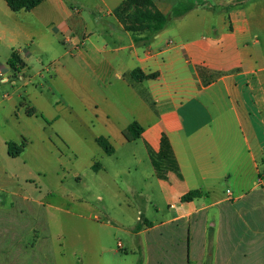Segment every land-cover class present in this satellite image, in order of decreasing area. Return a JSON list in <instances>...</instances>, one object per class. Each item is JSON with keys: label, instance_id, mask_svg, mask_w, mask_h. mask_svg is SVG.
<instances>
[{"label": "crops", "instance_id": "crops-1", "mask_svg": "<svg viewBox=\"0 0 264 264\" xmlns=\"http://www.w3.org/2000/svg\"><path fill=\"white\" fill-rule=\"evenodd\" d=\"M151 1L169 23L148 42L136 43L112 14L117 25L109 40L98 42L86 35L69 40L78 46V64L93 68L103 82L94 56L105 55L100 68L113 71L118 83L106 86L116 99L101 100L96 87L84 82L89 74L82 70L81 82L70 88L74 102L94 110L103 126L95 140L104 137L114 147L112 155H105L118 157L119 166L112 169L97 161L89 165L100 181V186L93 184L90 199L115 201L137 212L142 228L135 231L144 235L146 246L141 239L124 241L121 234L130 232L123 223L102 214L62 182L51 192L60 195L59 202L48 203L41 176L31 180L15 173L13 163L23 153L10 156L8 143H25L26 148L27 141H45L47 126L53 127L59 117L45 115L43 91L6 88L0 94V264H72L62 245L66 235L57 225L53 228L57 220L51 222L48 209L76 219L72 236L86 238L88 264H121L141 252L147 264H154V257L160 258L156 264L164 262L163 246L151 239L162 226L170 227L169 264H264V0ZM182 5L192 8L173 16ZM44 7L57 14L61 33L79 26L64 0H45L20 12L0 0V45L11 50L8 59L0 61V73L9 69L13 52L24 70L28 68V59L14 47L23 35L33 37L24 30V13L37 18ZM208 11H219L220 20L204 21ZM137 69L156 76L138 80L131 75ZM62 96L58 103L49 100V106H61ZM133 122L143 130L129 142L123 132ZM164 137L174 155L173 160H161L165 179L152 163V157L160 159ZM120 148L131 149L121 158ZM74 177L81 180L77 171ZM194 191L201 194L183 200ZM136 202L152 204L154 218L144 217L147 205ZM160 203L167 205V214ZM83 223L87 228H80Z\"/></svg>", "mask_w": 264, "mask_h": 264}, {"label": "rangeland", "instance_id": "rangeland-1", "mask_svg": "<svg viewBox=\"0 0 264 264\" xmlns=\"http://www.w3.org/2000/svg\"><path fill=\"white\" fill-rule=\"evenodd\" d=\"M64 1L74 11V18L79 20V26L72 27V32L61 33L56 26L57 14L46 9L47 7L39 11L41 14L37 15V18L31 13H24L26 18L23 20L24 30L29 35L32 34L33 37L27 38L23 35L18 39V44L14 47V50L20 51L24 58L28 59V68L25 70L23 68L21 72L16 74L10 68L6 72H1L11 80H15V83L13 85L12 83L5 84L0 82V94L6 88H29L34 94L36 91H43L46 97L44 105L48 106L49 110V112L45 110V115L59 117L57 124L53 127L47 126L48 137L45 141H27L23 154L13 163L14 171L18 175H26L31 180L35 179L36 176H41L48 193V203L59 202L60 195L51 192L62 182L64 188L94 204L102 214L110 213L116 220L123 223L126 231L130 232L129 234H121V238L124 241L136 240L138 242L141 239L142 246H146L144 235L137 236V232L142 228V224L137 221V212H133L127 205L120 208L115 201L107 200L101 203L95 199H90L92 198L91 188L93 184L100 186V181H98L97 175L89 170V165L93 161H97L101 165L112 169L115 166H119L116 160L118 157H108L96 143L95 135L96 133H101L103 126L96 122L94 110L84 108V106L74 102L70 88L80 79L78 72L82 70L89 74L88 82L87 79L84 82L96 87V92L101 100L104 97L115 100V91L111 90L109 92L106 86L109 81L111 82L110 86H117L118 83L114 78L115 73L113 71L109 74V69H106L107 67L100 68L103 56L105 55L99 54L94 56L96 63H98L96 71L104 77L103 82L93 72V68L88 67L84 62L78 64V59H75L78 48L75 49V46L69 40L74 37L81 38L84 35L91 40H99L98 42H101L100 40L102 39L109 40L110 34L113 32L112 29H115L114 27L117 25L116 19L122 24L125 31L127 27L139 29V26L133 21L136 14L140 11L153 9L146 4L145 0H131L121 10L117 11V7L112 12L110 11L122 0ZM220 15L219 11H208L204 14V21L218 22ZM193 19L196 18L192 17ZM128 33L132 36L134 34L133 32ZM135 34L139 38L147 36L146 31H140ZM66 39L69 40L66 41ZM10 53L11 50L6 45H0V61L2 63L8 59ZM114 71L117 73L118 69ZM20 76L23 78H20ZM79 81L81 82V79ZM60 93L63 95L61 97L62 104L53 109L49 106V100H56V103H58L60 101ZM117 94L120 95L118 92ZM26 102L29 106L31 105L28 98H26ZM68 106H72L73 109L69 110ZM131 148H120L117 156L123 158ZM76 171L81 174V180L74 177ZM138 203L136 202L137 205H141L142 207L147 205L148 210L144 217L153 219L156 213L155 207L145 202ZM160 207L164 215L168 213L167 205L160 203ZM48 217L51 218V222L57 220L53 224V228L57 225V228L62 230L66 235L62 245L67 255L72 258V264H88V254L85 248L86 238L72 236V231L77 229L75 227L77 226L76 219L65 212H56L49 209ZM78 225H82L80 221ZM85 227L87 228L86 225L80 228L85 229ZM131 227L133 228L131 229ZM137 227L139 229L135 231ZM169 232V226H162L152 233L151 239H157L163 246L162 250L164 249L163 254H161V261L163 259L164 262L160 264L170 263L168 261L170 252H167L168 247H170L169 243H171V238L168 235ZM178 244L182 248V243ZM74 255L78 256L75 257ZM158 260L160 258L154 257L152 262L156 264ZM147 262V255L141 252L138 256L133 257L129 255L121 264H147Z\"/></svg>", "mask_w": 264, "mask_h": 264}, {"label": "trees", "instance_id": "trees-1", "mask_svg": "<svg viewBox=\"0 0 264 264\" xmlns=\"http://www.w3.org/2000/svg\"><path fill=\"white\" fill-rule=\"evenodd\" d=\"M5 1L8 7L13 12H20L22 10L31 11L45 0H5ZM130 1L131 0H124V2L118 7L117 11L121 10L124 6L127 5V3L129 4ZM145 2L153 10L140 11L136 14L135 20L133 21L139 26V29L137 28L135 29L134 27L126 28V31L134 33L133 39L136 43L150 41L151 38H153L155 35H157L162 30H164L169 23V17H167L162 12L156 10L151 0H145ZM191 8L192 7L188 5L176 9L173 12V16L181 17L184 14H186L188 11H190ZM140 31H146L147 36H145L144 38L137 37L135 33ZM7 65L9 66L10 69H12L15 72V74L21 72L22 69L24 68V63L22 62V60L20 59V57L16 52L12 53L10 59L7 62ZM3 68L4 67L0 64V69L4 70ZM131 75L132 77L138 80L150 79L156 76L155 74L146 75L140 69L133 71ZM142 130H143L142 127L137 122H133L128 126L127 129L124 130L123 134L127 139V141L133 142L140 137ZM96 143L103 149V151L106 154L112 155L114 153V147L112 146V144L108 139L104 137H99L96 139ZM8 149L10 156L14 158L19 157L25 150V143H22L21 145H17L13 142H9ZM167 159L173 160L174 155L167 138L164 137L162 140L160 159L157 160L154 157H152V163L156 171V174L158 175V177L163 179L166 178V170L161 160H167ZM93 168L96 170L97 166L94 165ZM200 194L201 193L199 191L191 192L186 196H184L183 200L184 201L190 200L191 198L196 197Z\"/></svg>", "mask_w": 264, "mask_h": 264}, {"label": "built area", "instance_id": "built-area-1", "mask_svg": "<svg viewBox=\"0 0 264 264\" xmlns=\"http://www.w3.org/2000/svg\"><path fill=\"white\" fill-rule=\"evenodd\" d=\"M69 39H66V41H68ZM75 49H77V46H75L74 47ZM0 77H1V80H0V82H2V83H12L13 85H14V83H15V80H11L10 78H8V77H6L4 74H2V73H0ZM20 78H23L22 76H20ZM262 180L260 179V182H261ZM228 193H230L229 191H228ZM119 248H122V244H120L119 243Z\"/></svg>", "mask_w": 264, "mask_h": 264}]
</instances>
